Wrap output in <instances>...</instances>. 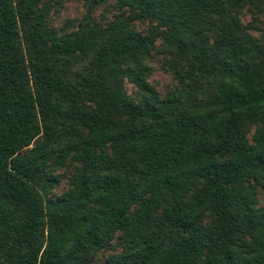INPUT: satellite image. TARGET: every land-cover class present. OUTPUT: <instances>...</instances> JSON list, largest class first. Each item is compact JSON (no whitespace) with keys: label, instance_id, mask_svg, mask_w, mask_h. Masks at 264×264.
Segmentation results:
<instances>
[{"label":"trees","instance_id":"obj_1","mask_svg":"<svg viewBox=\"0 0 264 264\" xmlns=\"http://www.w3.org/2000/svg\"><path fill=\"white\" fill-rule=\"evenodd\" d=\"M102 1L0 0V264H264V0Z\"/></svg>","mask_w":264,"mask_h":264},{"label":"rangeland","instance_id":"obj_2","mask_svg":"<svg viewBox=\"0 0 264 264\" xmlns=\"http://www.w3.org/2000/svg\"><path fill=\"white\" fill-rule=\"evenodd\" d=\"M52 5L49 15L46 22L57 29H68L71 26L70 23L76 25V21L80 20L87 13V8L89 0H48ZM115 0H103L99 4L95 5L90 15L93 19L106 23L115 18L116 10L114 8ZM242 19L244 23H248L253 20L251 14L246 11ZM70 22V23H69ZM257 29L252 30L253 34H258L264 28V15L258 16L255 21ZM135 27L139 30H143L147 27L146 23H136ZM71 27H69L70 29ZM163 59L160 55L154 54L153 59L150 63L151 73L148 78L150 83L162 94H166L169 90L173 89L176 85V80L172 77L171 74L165 72L162 69ZM125 88L128 93L134 94L135 88L129 84L125 83ZM71 167L67 164L65 167H57L55 169L56 173L63 176L61 182L52 189V192L49 194L50 197L55 198L57 195L61 194L64 189L67 188V176L71 172ZM259 201L261 205H264V193L259 195ZM112 252H102L98 255L97 260H104Z\"/></svg>","mask_w":264,"mask_h":264}]
</instances>
